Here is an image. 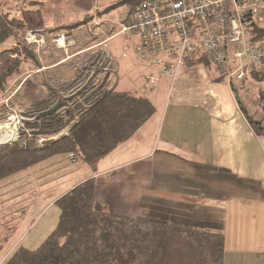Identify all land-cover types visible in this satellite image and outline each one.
Wrapping results in <instances>:
<instances>
[{
  "label": "crops",
  "instance_id": "obj_1",
  "mask_svg": "<svg viewBox=\"0 0 264 264\" xmlns=\"http://www.w3.org/2000/svg\"><path fill=\"white\" fill-rule=\"evenodd\" d=\"M109 35L95 40L94 46ZM131 35L134 40L125 47L131 49L135 61L128 74L143 77L147 69L134 48L137 36ZM92 47L91 43L64 48L61 58L42 60L32 71H41L45 80L51 71L50 75L63 83L75 81L79 73L76 63L69 66L70 70L54 68ZM114 51L106 72L110 86H116L123 77H117L123 63ZM184 64L188 66H182L176 75L180 76L176 97L163 116L156 109L131 137L95 164L89 176L95 179V197L118 214L221 230L225 234L223 264H264V129L257 130L252 124L236 85H230L214 64L223 79L215 76L211 67L187 60ZM245 79L235 84L243 100L252 104L255 98L247 90ZM45 80L35 86L37 92L51 86ZM28 85L33 87L34 83ZM69 85H61L59 94L75 89ZM141 86L138 92L143 94L147 89L144 82ZM158 88L148 90V97L153 99ZM71 91L63 96L78 92ZM252 111L258 115L257 108L252 107Z\"/></svg>",
  "mask_w": 264,
  "mask_h": 264
},
{
  "label": "trees",
  "instance_id": "obj_2",
  "mask_svg": "<svg viewBox=\"0 0 264 264\" xmlns=\"http://www.w3.org/2000/svg\"><path fill=\"white\" fill-rule=\"evenodd\" d=\"M126 1L132 5L142 0L119 2ZM9 14L0 11V44L26 27L21 17ZM253 30L255 37L264 38L263 26ZM9 60L0 66V110L4 91L13 89L12 78L23 72L20 59ZM26 60L35 68L41 66L33 50L26 51ZM185 60L191 64L210 61L198 52ZM251 75L264 80V71L254 69ZM30 108L31 118L23 122L30 133L58 136L42 145L24 144L21 139L0 145V178L56 153L74 152L77 160L95 168L100 158L131 137L156 111L153 99L135 89L110 86L107 75L66 96L44 87L31 99ZM5 114L2 111L0 118ZM95 184L89 177L59 196L60 214L52 232L36 248L16 246L1 264H223V231L115 213L95 197ZM6 236L0 234V247Z\"/></svg>",
  "mask_w": 264,
  "mask_h": 264
},
{
  "label": "rangeland",
  "instance_id": "obj_3",
  "mask_svg": "<svg viewBox=\"0 0 264 264\" xmlns=\"http://www.w3.org/2000/svg\"><path fill=\"white\" fill-rule=\"evenodd\" d=\"M119 1L0 0V11H8L10 16H19L26 24L24 29L16 31L15 35L0 44V66L8 65L9 59L16 58L20 59V64L23 66V72L12 78L10 85H12L13 89H9L3 93L4 95L1 99L9 97V100H1L4 102V108L0 110V113L5 111L6 114L3 118H0V122L10 121L6 120V118L11 113L22 115V124L20 121L17 126L18 135L21 133L23 137L21 138L19 135L18 139H21L24 144L30 142L36 145L40 137L53 136L39 135L34 137L30 133V129L24 126L23 122L24 119L31 118L32 114L27 113V111L31 110L30 101L37 92L35 86L41 84L40 80H45L41 71H32L33 66L28 64L26 60V51L33 50L40 63L42 60L46 62L61 58L64 55V48L59 47L62 49H57L55 42L52 40V37L56 33H67L66 42L72 39L70 42H65V48H69V50L71 47L73 49V47H80L91 43L93 47L82 52L77 57L66 58L68 61H63V63H59L54 68L55 70H67L69 66H74V63H76L79 73H77L75 81L63 83L61 82L62 80L58 79L59 77L51 76L53 73L47 71L49 76H47L48 80L45 81H48L55 90L62 88L61 85L70 83L69 86L74 87L75 91H79L87 88L89 85L99 83L107 75L106 72L110 70V66L106 68L104 66L105 64L112 63V59L109 63L106 61V56L108 52L114 54V49L120 54L119 60L123 63L117 72V77H123L116 87L119 89L142 90L143 77L132 78V73L128 74V69L131 68L132 63L134 64L135 57L132 55L131 49L125 46L130 45L134 37L131 33L126 34L127 38H125V34H118L120 29L119 23L127 17L130 4L127 1ZM84 18L85 21L81 24L68 27L69 24L76 23ZM57 27L62 28L57 29ZM36 29L45 33V41L41 45L31 42L27 43L23 40V35L27 31ZM112 33L115 35L112 36ZM106 34L110 35L97 41L100 44L94 46L95 40L101 39ZM110 36H112L111 39H109ZM106 39L109 40L106 41ZM43 49L46 50L45 53ZM16 52L18 56H15L14 53ZM206 62L208 61L202 60L194 64H198L197 66L201 65V67H211V70H214L215 74L216 69L213 63L206 64ZM250 65L253 66V63ZM182 66L188 65L181 64L179 70ZM217 74L218 72L215 76L220 78L221 76ZM179 77L176 76L173 83H171L172 80L170 78L163 76L160 79L157 94L152 95L156 109L162 116L176 97V86H178ZM224 78L227 80L226 76ZM245 78L247 90L252 93L255 102L249 104L243 100L242 91L238 88V84H235L238 80L235 76L232 77L233 86L235 87L236 85L237 87L235 89L242 102V107L249 116H252V124L257 130H262L264 129V96L261 97V94L264 93V82L252 77V75ZM186 79L190 82L193 81V78L189 76ZM28 82L34 83L33 87L28 85ZM69 91L71 90H61L60 95L63 96L66 92L69 93ZM252 107L257 108V116L254 115ZM18 139L14 138L9 142L2 141L0 145ZM92 170L94 168L89 163L77 161V158L75 161H72L69 154L56 153L34 162L27 168L0 178V234L7 235L0 247V264L16 246L36 248L46 239L56 227L59 219L60 206L56 202V199L71 188L75 182L82 181V178H89Z\"/></svg>",
  "mask_w": 264,
  "mask_h": 264
},
{
  "label": "built area",
  "instance_id": "obj_4",
  "mask_svg": "<svg viewBox=\"0 0 264 264\" xmlns=\"http://www.w3.org/2000/svg\"><path fill=\"white\" fill-rule=\"evenodd\" d=\"M119 25L118 34L137 36L134 48L147 69L143 75L146 96L148 90L157 89L163 76L173 82L185 57L195 52L215 64L232 86L233 76L241 80L254 69L264 71V38L255 37L253 30L257 26L264 27V0H142L130 5L127 17ZM44 34L39 29L29 30L23 40L41 45L45 41ZM67 36L59 32L52 40L57 47L65 48ZM14 54L18 56L17 52ZM111 59L108 52L106 61L109 63ZM74 92L72 89L71 93ZM22 117L18 113L8 115L6 120L15 126V133L3 142L19 138L17 124ZM5 134V130H0V136ZM57 136L40 137L36 145ZM69 157L72 161L77 158L74 152H70Z\"/></svg>",
  "mask_w": 264,
  "mask_h": 264
},
{
  "label": "bare ground",
  "instance_id": "obj_5",
  "mask_svg": "<svg viewBox=\"0 0 264 264\" xmlns=\"http://www.w3.org/2000/svg\"><path fill=\"white\" fill-rule=\"evenodd\" d=\"M0 130H5L7 132V134H5L4 136H0V143H1L10 134L11 135L8 137V139L12 137V135L15 133V126L12 124L11 121H2L0 122Z\"/></svg>",
  "mask_w": 264,
  "mask_h": 264
}]
</instances>
